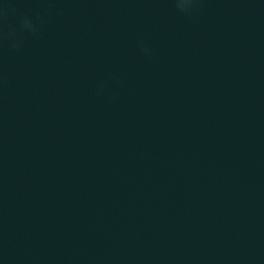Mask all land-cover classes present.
Listing matches in <instances>:
<instances>
[{"label":"water","instance_id":"95a60500","mask_svg":"<svg viewBox=\"0 0 264 264\" xmlns=\"http://www.w3.org/2000/svg\"><path fill=\"white\" fill-rule=\"evenodd\" d=\"M0 264H264V0H0Z\"/></svg>","mask_w":264,"mask_h":264},{"label":"clouds","instance_id":"9594fccd","mask_svg":"<svg viewBox=\"0 0 264 264\" xmlns=\"http://www.w3.org/2000/svg\"><path fill=\"white\" fill-rule=\"evenodd\" d=\"M176 3L178 9L186 14L191 15L193 12L197 11L199 8V4L201 0H174ZM28 30L33 32V34L36 33V28L33 26V24L30 21H25L24 25ZM12 33L8 34V38L11 39ZM19 44H14L13 47L19 48ZM142 50L145 52H148L149 50L144 48L143 45H141Z\"/></svg>","mask_w":264,"mask_h":264}]
</instances>
